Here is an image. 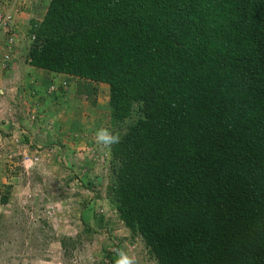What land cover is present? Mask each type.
<instances>
[{"label": "trees", "instance_id": "trees-1", "mask_svg": "<svg viewBox=\"0 0 264 264\" xmlns=\"http://www.w3.org/2000/svg\"><path fill=\"white\" fill-rule=\"evenodd\" d=\"M28 34L112 123L139 105L108 193L156 264H264V0H50Z\"/></svg>", "mask_w": 264, "mask_h": 264}, {"label": "rangeland", "instance_id": "rangeland-1", "mask_svg": "<svg viewBox=\"0 0 264 264\" xmlns=\"http://www.w3.org/2000/svg\"><path fill=\"white\" fill-rule=\"evenodd\" d=\"M32 20L24 18L0 36V82L5 84L0 85L5 91L0 93V200L7 197L6 203L0 201V264H118L119 253L132 264H156L141 236L118 216L108 193L118 162L110 153L112 142L99 139L102 133L119 138L140 116L139 105L115 124L104 83L95 92L76 90L65 100L68 82L39 89L22 81L24 92L6 97L18 78L6 66L12 50L2 47L8 35L14 41L25 35L23 50L17 49L22 57L31 42ZM10 105L27 112L19 117L38 119L39 127L23 132L3 125Z\"/></svg>", "mask_w": 264, "mask_h": 264}, {"label": "crops", "instance_id": "crops-1", "mask_svg": "<svg viewBox=\"0 0 264 264\" xmlns=\"http://www.w3.org/2000/svg\"><path fill=\"white\" fill-rule=\"evenodd\" d=\"M49 1L50 0H19L20 6L15 15V24L17 23V25H19L20 22L22 23L24 18L26 19L33 18L36 21H41L47 10ZM15 24L14 26H16ZM14 26L12 28H14ZM2 34L0 36H2ZM22 37H25V35L24 36L18 35L17 41L14 42V45H12L11 48H7L6 44L2 47L3 51L12 50L13 57L11 56L8 59V64L6 66L10 65V67H12L10 71L13 73L14 78L15 77L18 78V80L17 79L14 80V83L11 85L12 88L10 92L6 93V97L10 95H15V94L17 96L19 91H23L22 85H21L22 81H25L27 83L32 82L33 85H36V87H39V89H41V88L48 87L54 82L58 85L59 84L58 80H60V82L69 83L68 88L66 87L67 90H65L66 89L65 87L63 88V90L66 91L65 100L68 98H72V96L75 95V93L77 92L76 91L77 90V77L64 74V73H55L49 70L36 68V67L29 65L27 62V51L28 50H25V47H24L23 56L22 57L17 56V49L20 50V53L23 50V46H22L23 44L21 43ZM13 51H15V53H13ZM0 85L5 87V84L3 85L2 82H0ZM36 92H38V90ZM0 93L2 94V96H5V91H0ZM10 93H13V94H10ZM23 96L24 95L21 94L20 98ZM24 103H26V101ZM10 107H11L10 108L11 111L8 113L9 116L3 125H9L10 127H15V129L21 128V130L25 132V129L28 130L30 128L33 131L34 129L39 127L38 125L41 124L38 119H35L34 121H29L26 118L19 117L20 115H23L24 117V115L27 113V112L26 113L24 112V109H20L17 107L14 108L15 105H12V106L10 105ZM32 134L34 135V133Z\"/></svg>", "mask_w": 264, "mask_h": 264}, {"label": "built area", "instance_id": "built-area-1", "mask_svg": "<svg viewBox=\"0 0 264 264\" xmlns=\"http://www.w3.org/2000/svg\"><path fill=\"white\" fill-rule=\"evenodd\" d=\"M19 3V0H0V35L2 32L7 33L14 26L15 15L20 6ZM11 36L10 34L7 37V48H11L15 42V38Z\"/></svg>", "mask_w": 264, "mask_h": 264}, {"label": "clouds", "instance_id": "clouds-1", "mask_svg": "<svg viewBox=\"0 0 264 264\" xmlns=\"http://www.w3.org/2000/svg\"><path fill=\"white\" fill-rule=\"evenodd\" d=\"M99 139L101 141H104L105 143H109V142H113L115 138L109 137L107 134L102 133L99 135ZM118 255H119L118 264H132V260L127 254L119 253Z\"/></svg>", "mask_w": 264, "mask_h": 264}]
</instances>
